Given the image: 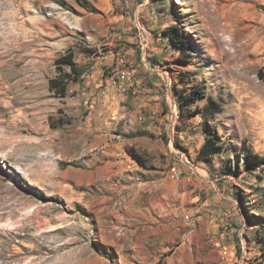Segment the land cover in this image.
Masks as SVG:
<instances>
[{
	"label": "rangeland",
	"instance_id": "374dc122",
	"mask_svg": "<svg viewBox=\"0 0 264 264\" xmlns=\"http://www.w3.org/2000/svg\"><path fill=\"white\" fill-rule=\"evenodd\" d=\"M173 26L187 61L163 35ZM130 50L159 73L154 106L119 77ZM68 51L84 73L62 97L49 80ZM210 100L221 112L206 122ZM209 135L222 151L205 159ZM252 154L264 157V0H0V264H264ZM63 228L67 247L24 245Z\"/></svg>",
	"mask_w": 264,
	"mask_h": 264
},
{
	"label": "trees",
	"instance_id": "16d2710c",
	"mask_svg": "<svg viewBox=\"0 0 264 264\" xmlns=\"http://www.w3.org/2000/svg\"><path fill=\"white\" fill-rule=\"evenodd\" d=\"M164 37L167 38L170 45L180 51V55L176 58V61L183 62L187 61L184 59L183 53L184 50L188 47L187 41L182 36L181 31L177 26L170 27L169 29L163 30ZM55 64L59 72V77H53L49 80V85L52 90H55L60 96H65L67 84L69 80H79L84 73V69L79 66L75 60L72 52L68 51L55 59ZM63 66H67L69 71H65ZM184 104H180V112L185 110L186 108H190L191 104L196 100L194 93L192 92L189 95L184 97ZM221 112V108L217 105V103L213 100H210L206 107L201 111V115L204 121H208L207 118L209 116H214ZM152 136L151 133H145ZM222 151V145H220L211 135L205 138L203 145L200 148L199 156L205 159L208 156H211L215 153ZM246 155L249 156L250 151L245 150ZM133 158L142 166L145 165L144 160L142 159L141 155L137 152L133 151L132 153ZM253 158L256 161L264 160V157L258 156L256 154H252Z\"/></svg>",
	"mask_w": 264,
	"mask_h": 264
},
{
	"label": "crops",
	"instance_id": "0c3cea01",
	"mask_svg": "<svg viewBox=\"0 0 264 264\" xmlns=\"http://www.w3.org/2000/svg\"><path fill=\"white\" fill-rule=\"evenodd\" d=\"M128 54L130 56L128 59V62L130 64L129 68H128V70H130V75L125 80L126 81V87L130 91H132L133 93L138 92V91H141L144 93L143 98L140 99V101L141 100L142 101L145 100V101L141 105L148 106V107H151V105L154 106L155 103H153L151 101V99L153 98V99L157 100V98H158L157 94H154V93L157 91L155 88V85L160 84L159 73L158 72L155 73L154 72L155 70L152 67H150L146 62H143L142 59L137 60V57L134 55L133 51L131 52V50H130L128 52ZM142 82H150L153 85L145 86L144 83H142ZM141 83H142V86H140ZM141 87H143V88H141ZM165 116L166 115H163V117H159V118H157V120L160 121V123H163L165 121ZM145 128H148L150 130V131H148V133L152 134V127L147 126ZM180 161H182V159H180ZM121 166H122V164H121ZM187 168H188V166L186 167V165L182 166L183 175L188 174ZM139 183H141V184L144 183L145 185L148 186V183H146V182H139ZM182 194H184V196H183L184 199H194V198H192L189 190L188 191L184 190V192ZM210 199L220 200V197L214 196L213 198H210ZM210 203L211 202L208 200L206 202V206H208V204H210ZM213 203H214V201H213ZM220 206H223L224 211L227 212V206L226 205L221 204ZM224 206H226V207H224Z\"/></svg>",
	"mask_w": 264,
	"mask_h": 264
},
{
	"label": "bare ground",
	"instance_id": "6f19581e",
	"mask_svg": "<svg viewBox=\"0 0 264 264\" xmlns=\"http://www.w3.org/2000/svg\"><path fill=\"white\" fill-rule=\"evenodd\" d=\"M124 59H126V58H124ZM119 62L123 63L124 60L123 59H120ZM127 68H129V67H127ZM129 75H130V70H128V69H120V76L119 77H121L123 79V76H129ZM170 171H171V169H170ZM178 177H180V176H174V178L176 180H177ZM45 222L48 223L47 220H45ZM59 231L60 232H58L56 234L50 235V233H48V232H46L44 230H40L39 234L40 233L41 234L38 235L36 239H34L29 244H24V245L27 246L28 250L31 251V252H33V251H40L44 247L47 248V249H49V250H51V251H55V250L62 249L63 247L69 246L70 241H73L74 239H70V240H68L66 242H63L61 244L54 245V243L60 239V237L58 235L59 234H66V233H68L69 230H68V228H63V229H61ZM4 251H5V245L2 242V246L0 248V256H3L4 255ZM18 260H20V258Z\"/></svg>",
	"mask_w": 264,
	"mask_h": 264
},
{
	"label": "built area",
	"instance_id": "2783aa9c",
	"mask_svg": "<svg viewBox=\"0 0 264 264\" xmlns=\"http://www.w3.org/2000/svg\"><path fill=\"white\" fill-rule=\"evenodd\" d=\"M142 59H144L143 57H142ZM128 78V76H123V78ZM187 164V166H188V168L191 170V171H193L192 170V165L190 164V163H186ZM170 176H171V178H174V176H179V173H178V171L176 170V168H175V166H173L172 168H171V171H170Z\"/></svg>",
	"mask_w": 264,
	"mask_h": 264
}]
</instances>
